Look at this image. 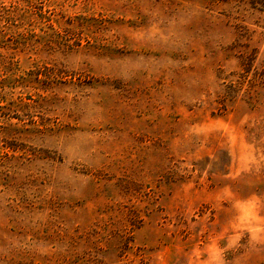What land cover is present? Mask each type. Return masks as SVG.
<instances>
[{
    "label": "rangeland",
    "instance_id": "1",
    "mask_svg": "<svg viewBox=\"0 0 264 264\" xmlns=\"http://www.w3.org/2000/svg\"><path fill=\"white\" fill-rule=\"evenodd\" d=\"M0 264H264V0H0Z\"/></svg>",
    "mask_w": 264,
    "mask_h": 264
}]
</instances>
